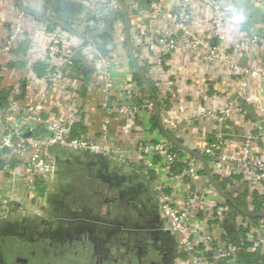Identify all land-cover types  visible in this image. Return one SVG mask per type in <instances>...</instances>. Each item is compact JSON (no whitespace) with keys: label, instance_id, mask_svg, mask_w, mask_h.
I'll use <instances>...</instances> for the list:
<instances>
[{"label":"built area","instance_id":"1","mask_svg":"<svg viewBox=\"0 0 264 264\" xmlns=\"http://www.w3.org/2000/svg\"><path fill=\"white\" fill-rule=\"evenodd\" d=\"M74 1L84 11L63 21L72 31L54 22L55 14L42 29L27 27L26 13L13 3L10 30L0 36V226L9 216L19 220L16 226L34 221L37 213L52 222L61 198L51 191L59 188L61 164L83 163L92 154L143 181L171 240L166 264H246L245 254L264 264V104L243 84L227 105L180 123L192 137L180 148L168 136L146 135L145 123L138 124L143 114L153 120L164 100L144 80L120 85L115 75L129 62L115 18L128 9L131 23L147 6L148 24L132 27L130 47L135 72L151 88L156 65L179 48L239 83L243 76L264 79V30L256 29L264 24V0H251L260 21L245 12L239 24L245 64L226 45L233 11L224 0H178L170 7L160 0ZM198 2L211 10L205 36L194 27ZM111 28L113 37L105 38ZM24 45L35 53L25 58L27 70L12 72L21 61L14 52ZM41 62V75L30 72ZM206 120L213 121L210 130L197 128ZM234 121L242 126L238 141L227 131ZM117 126L135 140L132 148L112 145Z\"/></svg>","mask_w":264,"mask_h":264},{"label":"crops","instance_id":"2","mask_svg":"<svg viewBox=\"0 0 264 264\" xmlns=\"http://www.w3.org/2000/svg\"><path fill=\"white\" fill-rule=\"evenodd\" d=\"M176 1L178 0H160L166 7H170L172 4L174 5ZM224 1L233 11L225 29L226 45L230 48V52L234 55L235 60L241 64H245L248 61L244 56H241L242 39L239 34V24L244 19L245 12L247 18L254 17L253 19L255 20L259 9L251 0ZM68 2H74V8L71 12L69 9L72 3ZM13 3H19L25 10L26 21L24 22L30 28L34 26L40 29L44 28L42 21H47L51 14L56 15L55 20L63 22L67 18H73L75 13L80 14L84 11V7L74 0H0V36L1 34L5 35L10 30L11 25L8 24V21L14 16V13L10 10ZM145 4L147 5V3ZM194 6H196L194 15L196 18V22L194 23L195 31L205 36L209 29L208 20L211 16V10L208 6L200 2ZM65 7L69 9H65ZM147 9V6L142 7L140 14H138L140 18L133 20L131 23L126 19L128 9H125V12L118 13L115 18L118 19L117 27L122 31L121 42L127 49L125 55L129 59L127 64L119 65L118 68L115 67L116 70H119L115 72V75L116 82L120 85H126L128 78H136V67L132 62L129 51L132 41L131 32L132 27L137 22L139 25L148 24L149 11ZM134 13L133 17L136 16L137 12L135 11ZM256 20L258 21L259 17ZM256 29L264 30L263 22ZM113 35L114 30L111 28L105 35V38H111ZM41 52L44 53L43 50ZM30 53L34 54L35 52L28 45H24L20 50L14 52L17 58L21 56V61L12 64V72L19 70L22 74V71L27 70L28 61L26 62L25 58H28V54ZM114 53L116 52L114 51ZM132 54L134 57L133 50ZM43 69L44 63L41 62L36 64L30 72L41 75ZM261 70L264 72V68L262 69L261 67ZM152 75L155 78V80L152 79L154 82H151L153 85L152 91L156 98L164 100L165 104L160 105L153 120H146L147 116L143 114L142 121H138V124L143 126L145 123L146 135L156 139H163L169 136L183 146L191 145L192 137L180 126V123L197 116V114L202 113L206 109L227 105L229 100L236 98L243 84L251 92L248 94L249 97L264 104L263 76L255 78L243 76L242 81L239 83L230 77L220 66L199 61L189 51L180 48L157 64L155 70L152 71ZM212 124V120L198 122L197 128L210 130ZM227 131L235 138L234 141H238L239 137L243 134L242 126H240L238 121L232 122ZM110 140L114 147L120 146L122 149L132 148L135 141L129 133L118 129V126L111 133ZM85 158L87 160L79 163L80 165L75 164V161L69 164L68 170L71 171L68 174V176L70 175L69 180L65 178L67 176L65 171L62 172L63 174L61 173L58 188L61 190L60 192L64 193L66 190H72L73 194L70 196L75 197L76 200V189L82 188L84 184L91 185L92 189L97 188L99 193L103 195V190L106 189L111 193L116 204L109 208H104L105 210L98 208L96 213H94L93 209L96 206L92 205L91 201H88V203L87 201H83L82 208L73 206L71 199L61 198L60 201H57L55 204L58 214L63 215V218L72 224L71 227L70 225L62 227L63 230H59V228L57 230L58 234L61 235L64 230H73L72 227L74 225L79 227L80 234L83 237L88 236L85 243L91 241L88 246L86 244L84 246L80 242H74L69 245L67 244L66 247L70 249L72 247V250H76L82 254L85 251L94 253V249H96V252H106L111 256H113V253L117 255L122 252L126 255L125 258L131 262L139 255L145 254V252H149L146 254L151 256L149 248L152 245V238L145 232L138 231L142 229V223L134 217L129 204L130 199L135 197L136 200L148 204L147 206L150 208V212L147 221L157 219L156 217L159 213L146 194L143 181L137 180L131 175L118 172L115 170L113 162L109 160L96 157L92 154H86ZM77 179L82 180V182ZM58 189L52 188L51 192L57 193L59 192ZM34 217H36L35 222H37V220H40L41 214L37 213ZM16 221L14 217L9 216L4 225L8 227L7 230L15 234V230L17 229V232H19L17 235H21V223L19 226H16L19 220L17 223ZM159 236L163 240L162 242L166 243L165 237L161 234ZM12 237L8 234L4 238L3 247L0 249V258L3 260L8 257V251L12 249L11 245L15 243L21 244L23 242L19 236H14L16 240Z\"/></svg>","mask_w":264,"mask_h":264},{"label":"flooded vegetation","instance_id":"3","mask_svg":"<svg viewBox=\"0 0 264 264\" xmlns=\"http://www.w3.org/2000/svg\"><path fill=\"white\" fill-rule=\"evenodd\" d=\"M79 189H76V191L73 189L76 192V200L75 197L70 196L73 194L72 190H66L64 193H61V190L58 189L59 192H57V194L60 195V198L71 199L75 207H83V201H87V203L91 201L92 205L96 206L95 209H93L94 213H96L98 208H109L116 204L112 195L107 197V195L100 194L99 190H96V188L92 189L91 185L84 184L83 187ZM97 193L100 195H97ZM55 203H57V201ZM139 203L141 202L136 200L135 197L131 198L129 201L134 217L142 223V229L138 231L145 232L152 238V245H150L151 248H149L151 256L146 254L149 252H145V254L142 255L138 254L139 256L131 262L129 259L125 258L126 255L122 252L117 255L113 253V256H111L106 252H96V249H94V253L85 251L83 254L76 250H72V247L71 249L66 247L67 244L80 242L84 246H88L91 241L85 243L88 236L83 237V235L80 234L81 231L79 227L74 225L72 227L73 230H64L62 231L63 235H59L57 232L59 228V230H61L62 227H67V225L71 227L72 224L67 219L63 218V215L58 214L55 215L56 218L53 216L54 219H52V222H45L42 220H37V222H35V220L33 221L30 219L21 221L20 238L23 242H21V244L15 243L11 245L12 249L8 251V257L4 258V260L0 258V264H166L168 258L161 253L162 249H165V242H162L163 240L159 236L160 233L153 229L152 222L147 221L148 215L146 213V208H142V205ZM55 209L57 210V208ZM58 216L59 219L63 218L62 223L59 222ZM7 228L6 225L0 226V249L3 247L4 238L8 234L13 237L20 236L11 234ZM15 231L19 233L17 229ZM161 235L166 236L165 234ZM107 243H109V241H107Z\"/></svg>","mask_w":264,"mask_h":264},{"label":"water","instance_id":"4","mask_svg":"<svg viewBox=\"0 0 264 264\" xmlns=\"http://www.w3.org/2000/svg\"><path fill=\"white\" fill-rule=\"evenodd\" d=\"M68 3H72V6H71L70 9H69L68 7H65V9H69V11L71 12V11H73V8H74V4H73L74 2H68ZM21 7H22V6H21ZM22 9H23V8H22ZM23 11H25V10L23 9ZM113 17H114V16H112V18L110 19L109 24L111 23ZM54 22L60 24V25H61L62 27H64V28H66V29L72 31V30L67 26V24H65V22L57 21V20H54ZM129 51H130V54H131L132 62H133V64H134L135 67H136V62H135V58L133 57L131 47H130V50H129ZM138 72H140V71L138 70ZM142 79H143L144 82L149 86L150 91H152V88H151V86L149 85V83L146 81V79H144V78H142ZM156 111L158 112V109H157ZM168 137H169V136H168ZM169 138H170V139L174 142V144H176L178 147H180V148H185V146L179 144L176 140L172 139L171 137H169ZM140 204L142 205V206H141L142 208H146V213H147V215H149L150 208H148V206H147L148 204L143 203V202H141ZM156 218H157V219L151 221L152 224H153L152 227H153L154 229H157V230H155L156 232H159L160 234H163V232H162L161 229H160V225H159V216H157ZM10 233L13 234V235H15V233H13V232H10ZM16 235H17V233H16ZM163 236H164V235H163ZM19 237H21V235H20ZM164 237H165V240H166V243H165V249H164V250L162 249L161 253H163L164 256H166V257L168 258L169 255H170V253H171V245H170L171 240H170L169 238H167L166 236H164ZM165 250H166V251H165ZM164 251H165V252H164Z\"/></svg>","mask_w":264,"mask_h":264},{"label":"trees","instance_id":"5","mask_svg":"<svg viewBox=\"0 0 264 264\" xmlns=\"http://www.w3.org/2000/svg\"><path fill=\"white\" fill-rule=\"evenodd\" d=\"M136 78H137V80L139 81V83L140 84H143V79H142V77L140 76V75H137L136 74ZM2 94V92H0V101L1 100H4V97L1 95ZM155 120V119H154ZM156 121V120H155ZM87 160V159H86ZM75 164H79V163H75ZM80 165V164H79ZM61 168H62V170H64V171H66V174H67V176H65V178L67 179V180H69V177H70V175L68 176V174H70L71 173V171L69 170V172L67 171L68 170V167H69V164H61V166H60ZM79 168H81V167H79ZM84 170V169H83ZM94 170V169H93ZM77 180H80V179H77ZM81 182H82V180H80ZM80 181H79V183H80ZM97 189V188H96ZM97 195H100L99 193H97ZM73 205V204H72ZM15 240H16V238L15 237H13ZM18 242H20L19 240H17ZM243 259H244V262L246 263V264H258V263H255L254 262V260H253V258H252V256H250L249 254H245L244 255V257H243Z\"/></svg>","mask_w":264,"mask_h":264},{"label":"rangeland","instance_id":"6","mask_svg":"<svg viewBox=\"0 0 264 264\" xmlns=\"http://www.w3.org/2000/svg\"><path fill=\"white\" fill-rule=\"evenodd\" d=\"M103 193H104V195H107V197H110L111 196V193H109L106 189L103 190Z\"/></svg>","mask_w":264,"mask_h":264}]
</instances>
